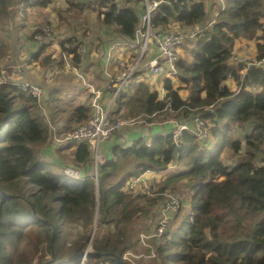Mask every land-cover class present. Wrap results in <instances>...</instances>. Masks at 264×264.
I'll return each instance as SVG.
<instances>
[{"label": "trees", "instance_id": "1", "mask_svg": "<svg viewBox=\"0 0 264 264\" xmlns=\"http://www.w3.org/2000/svg\"><path fill=\"white\" fill-rule=\"evenodd\" d=\"M20 1L0 0V19L12 20ZM51 1L33 0L41 9ZM87 2L98 11L97 27L111 32L114 39L134 41L143 12L141 0H125L123 6L117 0ZM218 9L208 26L203 25L207 16L203 1L168 0L160 5L152 15L154 30L164 33L172 22L186 28L206 26L191 41L190 61L179 58L175 64L181 86L163 80V99L145 84L121 91L112 112L121 120L142 115L148 121L192 119L198 114L225 130L212 129L215 142L209 149L194 142L188 132L182 133L180 148L175 147L171 134L161 135L148 146L138 139L128 147H114L112 159L98 165L95 181L89 176L73 180L54 175L32 149L47 139L35 116L40 103L14 85L0 84V191L21 198L4 197L0 192V264H40L49 256L50 229L33 218L31 209L53 226L55 261L86 250L96 222V228L105 231L94 237L92 250L118 254L126 264H264V71L249 68L243 73L242 65L229 62L237 41H255L258 53L264 50V0H225ZM55 39L61 46L59 56L52 57V52L41 48V54L47 53L39 60L41 66L61 70L62 55L69 56L68 62L77 68L89 60L79 53L86 50V40L70 35ZM39 55L34 54L33 60ZM228 79L236 83V91L225 85ZM167 103L171 112L165 111ZM87 115L86 108L75 109L76 118L86 120ZM228 122L251 126L244 146L231 136ZM226 151L239 155L232 165L222 161ZM75 160L81 164L91 160L85 143L75 151ZM177 161L184 170L168 177L159 192L187 180L189 214L176 227H169L160 240H150L154 259L146 263L125 259V254H135L136 234L147 230L143 226L136 232L133 223L144 222L157 203L146 195L125 192V182L148 171H165ZM83 262L117 264L93 256ZM83 262L79 258L70 264Z\"/></svg>", "mask_w": 264, "mask_h": 264}, {"label": "crops", "instance_id": "2", "mask_svg": "<svg viewBox=\"0 0 264 264\" xmlns=\"http://www.w3.org/2000/svg\"><path fill=\"white\" fill-rule=\"evenodd\" d=\"M28 2V10L27 12H24L25 18H27V23L32 26L36 27L40 23L46 21L49 25L52 22L51 20H47L48 14L47 10L48 8L53 9L52 7L47 6L46 8H40L37 7L36 3L33 2V0H26L24 2ZM133 3L135 0H132ZM21 2V1H20ZM85 4L90 3V7L92 6V2H82ZM205 3V10L207 13L206 20L203 23L207 24V22L212 21L215 16L217 15L219 11V7L222 8L225 4V0H204ZM20 4V3H19ZM88 5V6H89ZM57 9V7H54ZM95 8V7H94ZM55 10V9H54ZM18 9L15 13V15L11 19H5L2 20L0 24L4 25L6 20H8L9 26L13 23L16 25V23H20V19L17 17ZM39 14V15H38ZM46 16L44 17V15ZM40 18L38 21L37 18ZM96 19V18H95ZM208 20V21H207ZM44 22V23H46ZM50 22V23H49ZM96 24V20L94 21ZM97 25V24H96ZM91 26L92 30L99 29L98 34L96 37L97 42L94 38L87 37L84 33L81 35H74V34H60L57 35L59 38H64L66 35L75 36L78 40H86V44L88 45L86 47V56H89L88 61H83L82 66L80 68H77V71L84 74L89 81L92 88L95 90H99L102 93L101 101L103 105H108L110 103V97L111 92L107 89V82L109 78H117L119 74L118 69V61L125 60L128 62H132V60L136 57V50L131 49L127 45V41L122 39L121 37H115L113 38V35L111 32L99 28L97 26ZM95 27V29H94ZM187 28L182 27L177 22H172L169 26L166 32H172V31H185ZM3 30V29H2ZM25 32V31H24ZM166 32L162 33L159 30H154V34L158 36H162ZM17 34V33H16ZM14 36V40L11 41L9 47L7 46V51L2 54V57H0V68L2 67H11L7 68L5 71V74L7 75V78L9 81L13 82H21L26 81L33 84H37L42 88L43 95L40 100V105L38 108V115L43 119L44 122V129L46 134V142L39 146H33L32 149L35 152L37 156V160L44 164L48 170L54 174V175H63V170L65 168H70L75 172H78L79 176L77 179L73 180H79L81 178H84L86 176L93 177L92 176V155L90 152V158L91 160L87 162L86 164L77 163L75 160V151L77 150L78 146L82 143L74 144L73 142H66V146H62V144L65 142L64 138L70 133V131L76 127L77 125L81 124L85 119H78L74 115L73 118H67L63 119L60 117V113L63 114V112H59L54 119L51 118L52 110L55 111L54 103L60 100L61 98H67L71 97V99H74L72 102L74 107H84L88 110L87 102L89 98V92L83 87L81 81L76 76V72L69 68L67 66L68 59L63 60L64 64L60 69L57 67H51V65H45L41 66L39 63V60L44 57V53L41 54L40 52V46L36 45V43L28 40H23V43L20 44L16 43L17 37ZM9 36L10 33H9ZM8 36V38H9ZM54 37L53 38H58ZM89 38V39H87ZM10 39V38H9ZM94 39V40H93ZM58 42V39H55ZM15 41V42H14ZM29 44H28V43ZM32 42V43H31ZM59 43V42H58ZM42 47V46H41ZM237 47V50L240 52H247L249 54H254L257 52L256 42H235L233 45V50H235ZM55 47H53V50ZM61 51L59 48L55 49V55H52V57H58L59 53ZM34 54H40L38 60H33ZM180 54V50L178 52V55ZM159 55V49L155 42L150 44V48L146 53L145 60L144 61H150L152 59L158 58ZM64 58V57H62ZM63 69V70H62ZM66 69V71L64 70ZM69 73V74H68ZM175 83V86H181L179 85V82L177 80L173 81ZM141 84H145L151 91L157 92L158 94L161 93V89L163 88V80L160 79H152L150 77H145ZM225 85L228 87L230 91H236L237 86L236 83L232 79H228L225 82ZM183 92V91H182ZM184 94L185 92L182 93ZM114 104L111 107V110H113ZM54 108V109H53ZM49 112L48 117L44 114V111ZM51 110V111H50ZM75 114V112H74ZM89 114V112H88ZM45 115V116H43ZM88 116V115H87ZM161 118V117H160ZM160 118L154 119L152 118L151 121H148L149 123H145L144 125L137 126L135 128H131V124L125 126L118 132H116L113 137H111L110 140L103 143L100 147V160L99 163L101 164H93V166L96 165V170L98 168V165H102L103 162L109 161L112 159V150L114 147H128L133 141L141 139L145 142L146 145H149L151 140L157 136H164L168 135L174 128V123L168 122L175 121L176 123H189L191 121V118L188 119H178L175 120L173 118L165 119V121L161 124ZM190 120V121H189ZM159 121V122H158ZM177 164V163H175ZM173 165H169L168 168L165 171H159V172H153L148 171L146 173H143L142 175H139L135 178H129L125 182V185L127 182L131 180L138 179V183L140 186H151V183H158V182H164L167 178L165 175L171 172L173 169ZM95 169V168H94ZM184 170V167H182L181 171ZM179 172V173H180ZM66 177V176H65ZM125 187V186H124ZM156 215V214H155ZM150 215L149 217H151ZM147 217V219L143 222H141L139 228L136 227L137 230H141V228L144 226L147 230L140 234L148 235L153 232L155 222L154 220H151V218ZM134 252L137 253H145L146 250L141 246V244H137L134 246ZM48 258V257H47ZM140 260V259H139ZM147 259H142L141 262ZM83 262V261H82ZM146 263V261H144ZM148 263V262H147ZM81 264H84L81 263Z\"/></svg>", "mask_w": 264, "mask_h": 264}, {"label": "built area", "instance_id": "3", "mask_svg": "<svg viewBox=\"0 0 264 264\" xmlns=\"http://www.w3.org/2000/svg\"><path fill=\"white\" fill-rule=\"evenodd\" d=\"M24 1L26 0H21V7V4L24 3ZM167 1L168 0H141L143 12L139 17V25L135 30V39L133 42L127 41V45L131 49L136 50V57L132 60V62H128L126 59L118 61L117 66L119 69V74L117 78H109L107 82V89L111 92L110 103L108 105L105 106L102 104V93L99 90L92 88L86 76L78 72L76 66L72 65L70 62H68L70 64H67L69 68L76 72V76L81 81L83 87L89 92V98L87 102L89 114L88 118L83 123L72 129V131L64 138V141L85 143L88 146L90 152L95 155V157L93 156L94 164H99V152L101 145L110 140L116 132L131 124L129 120L115 118L112 114L113 111L111 110V107L114 104V100L119 92L132 90L138 87L145 77L160 80L170 79L175 81L177 74L175 64L178 60V52L181 45L185 40H193L198 34L206 29V26H197L193 28H187L185 31L166 32L161 37L154 34V29L152 28L151 24L152 15L160 5L167 3ZM198 1L204 2V0ZM48 25L49 24L47 23H42L40 28L32 27L30 29L31 31L36 30L33 38L35 42L40 44V46H47L53 42H56V48H59L61 51V46L53 38ZM153 42L157 44L159 49L158 58L152 59L148 62L144 61L146 53L150 48V44ZM260 42L263 43V41ZM67 46V44L64 45V47ZM79 53L82 55L86 54L84 49H80ZM62 57H64L63 60H65L67 63L66 59L69 56L62 55ZM229 62L232 65H242L243 73L249 68H259L264 71V50L260 53L257 51L254 54H249L247 52H237L233 50L229 56ZM7 68L11 67L0 68V84L7 83L14 85L24 94H27L36 99L37 102H40L43 95L42 88L37 84L26 81H9L7 75L5 74ZM1 70H3V72ZM250 89L253 92L257 91L255 88ZM158 96L159 99H163V88L161 89V93L158 94ZM165 111L171 112L169 103H167ZM168 122L176 124L175 128L169 133L172 136L176 148H180L182 146L183 132H188L194 139V142L204 148L210 141L212 129H216L219 133H223L225 131L222 128H209V122L198 114L192 117L190 124L176 123L175 121L170 120H168ZM235 125L236 124L234 122L231 123V126L235 127ZM250 127H247L246 130H250ZM242 141V146H244V139ZM63 174L71 179H77L79 176L78 172H75L70 168H65L63 170ZM124 191L136 196L142 191H147V186H140L138 179L131 180L126 183ZM149 193L150 192L148 189L147 194ZM163 196L164 199L158 206V215L153 232L148 235L140 234V236H142L145 240L143 241L139 238V243L143 248H145L146 252L139 254H132L129 252L125 254V259L130 258L129 261H132V259L139 260L155 258L154 249L150 240H160L164 236L181 208V201L178 196L167 193H164ZM87 250H92V243H90ZM86 257L83 261H85Z\"/></svg>", "mask_w": 264, "mask_h": 264}, {"label": "rangeland", "instance_id": "4", "mask_svg": "<svg viewBox=\"0 0 264 264\" xmlns=\"http://www.w3.org/2000/svg\"><path fill=\"white\" fill-rule=\"evenodd\" d=\"M88 0H52L49 7H52L53 9L48 8L47 13V20H51L52 22L50 23L49 28L51 31V34L53 36V33L55 34L54 36L60 35V34H74V35H81L82 33H84L87 37L90 38H94L97 42V35L99 29L97 28V30H92L91 26H95L96 24L94 23V21L96 20L95 18L97 17V13L98 11L92 9L90 7V3L85 4L82 2H87ZM119 4H121V6H123V3L125 0H117ZM30 2V1H28ZM28 2H24L22 3V7L20 6V4L18 5V12H17V17L18 19H20V23H16V25L13 23L12 25L9 26L8 20H6L4 25L0 24V57H2V54L4 52L7 51V46L9 47L10 43L12 44L11 41L14 40V36L16 33L17 40L16 43L21 45V42L23 43L22 39L20 38V36L23 38V40H28V41H32L34 42V39L32 40V38L34 37V34L36 33V30H30L32 28V26H30L27 23V18H25L26 15H24V12L28 10ZM80 4V6H79ZM89 5V6H88ZM54 7H57L54 8ZM55 9V10H54ZM46 14L44 15V17L46 16ZM39 15V14H38ZM40 18L38 17L36 21H38ZM2 20L0 19V22ZM208 21V20H207ZM46 22V21H44ZM42 22V23H44ZM211 23L213 22L210 21ZM42 23H40L38 26H36L37 28L42 25ZM47 23V22H46ZM48 24V23H47ZM206 25H210L208 22ZM97 26V25H96ZM35 28V27H33ZM3 29V30H2ZM95 29V27H94ZM25 31V32H24ZM9 33L11 36H9ZM9 36V38H8ZM89 39V38H87ZM93 39V40H94ZM192 41V40H191ZM190 40H185L183 42V44L180 47V54L178 55V59H185L186 61H190L191 59V50L194 47V42H191ZM15 42V41H14ZM31 42V43H32ZM28 43V42H27ZM35 43V42H34ZM237 43V42H236ZM29 44V43H28ZM45 47L47 52H52V55H55V49L57 47V43L53 42L50 45L47 46H40V49ZM53 47H55V49L53 50ZM235 51L240 52L237 50V47L235 49ZM47 54L46 52H44V55ZM54 67V66H53ZM63 70V69H62ZM66 71V69H64ZM3 72V70H1ZM4 74V73H3ZM69 74V73H68ZM180 85V84H179ZM183 93V92H182ZM182 97H185L184 94L181 95ZM74 99H71V97L67 98H61L60 100H58L57 102L54 103V108L55 111L52 110V114H51V118L54 119L55 116L61 111L63 112V114L60 113V117L63 119H67V118H73L74 117V112L76 107H74L73 102ZM88 107V105H87ZM53 108V109H54ZM51 111V110H50ZM88 112H89V108H88ZM44 114L46 115V117H48L49 112L47 113L46 109L44 111ZM43 115V116H45ZM38 120L40 121L41 127L44 129V122L43 119L36 113L35 115ZM115 118L121 119L117 116H115ZM127 120H129L131 122V128H135L137 126L140 125H144L145 123H149L147 117L142 116V115H136L135 117H131L128 118ZM160 123L162 124L165 119L164 118H160ZM158 121V122H159ZM84 122V121H83ZM82 122V123H83ZM223 122H220L219 124L221 125ZM232 122H228V128L230 129V134L234 139L240 140L242 141L245 137V135L247 134L246 132H250V130H246V128L236 124L235 127L231 126ZM214 124H209V128H215L213 126ZM217 126V125H215ZM219 126H217V129ZM46 129V127H45ZM44 129V130H45ZM72 131V130H71ZM70 131V132H71ZM4 135V132H3ZM215 142V138L211 136L210 141L208 143V145L204 148H211L213 146ZM74 144H77V142H73ZM243 143V141L241 142ZM79 144V143H78ZM67 143L64 142L62 144V146H66ZM217 147V146H216ZM92 155V176L94 178L95 181V176H97V170L95 171V166H93L94 164V159L93 156L95 157V155L93 153H91ZM100 156V155H99ZM239 155L236 153H230L228 151L224 152L222 154V161L226 164V165H232L233 162H235L236 158ZM98 160V158H97ZM100 160V159H99ZM173 169L171 170V172L165 175L166 178L173 176L175 174H179V172L182 169V163L177 161V164L173 163ZM172 165V164H171ZM163 182H158V183H151V186L149 188V186L147 187V191L149 189V194H147V191H142L141 195H146L151 199H157V203L156 205H154L152 208H150L151 210V220H154V222L156 223V219H157V215H158V206L160 204V202L164 199L163 194L167 193V194H172V195H176L179 197L180 201H181V208L179 210V212L176 214L177 218H175V220H173V222L171 223V225L169 226V229H172L173 227H176L177 224L184 218L186 217L187 214H189L190 212V195H191V191L189 189V184L187 183V180L183 179L180 180L178 182L172 183L170 186H167L166 188L163 189V191L160 193L159 191H161L160 189L163 188ZM156 214V215H155ZM186 219V218H185ZM143 219H138L137 222L133 223V227L136 229V227L139 228L141 222ZM113 227L112 225L109 226V228ZM105 231V228L101 229H97L96 228V222L93 225V229L91 232V238L89 243L93 242V239L95 236L99 237L100 235H102V233ZM137 235V242H138V238H140V240H145L142 236ZM47 258V257H46Z\"/></svg>", "mask_w": 264, "mask_h": 264}, {"label": "water", "instance_id": "5", "mask_svg": "<svg viewBox=\"0 0 264 264\" xmlns=\"http://www.w3.org/2000/svg\"><path fill=\"white\" fill-rule=\"evenodd\" d=\"M1 192V191H0ZM2 193V192H1ZM2 195L4 197H14V198H18L21 199L19 196H11V195H7L2 193ZM32 211V216L35 220L40 221L46 225H48L49 229H50V239H49V246H50V252H49V256L48 258H46L44 261H42L40 264H70L73 261H75L76 259L82 258V261L84 260V258L86 256H93V257H97L100 259V261H113L117 264H126L118 254H114V253H101V252H97V251H93V250H84L82 252H79L78 254H75L65 260L62 261H55L54 259V248H53V239H54V229L53 226L46 220H41L35 213V211L33 209H31ZM90 244V243H89Z\"/></svg>", "mask_w": 264, "mask_h": 264}]
</instances>
